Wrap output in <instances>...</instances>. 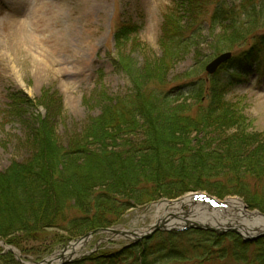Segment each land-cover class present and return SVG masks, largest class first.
<instances>
[{
	"label": "trees",
	"instance_id": "obj_1",
	"mask_svg": "<svg viewBox=\"0 0 264 264\" xmlns=\"http://www.w3.org/2000/svg\"><path fill=\"white\" fill-rule=\"evenodd\" d=\"M170 3L158 41L162 56L142 68L128 51L138 45L137 26L123 22L117 27L114 67L127 75L130 90L102 100V114L77 139L61 145L51 117H40L32 125L30 158L0 172V239L23 249L30 241L47 240L52 230L85 235L118 225L135 205L160 195L175 199L201 184L215 183L218 195L234 191L247 198L249 207H264V137L244 125L238 105L227 98L254 68L264 66V33L254 32L264 23V4L231 8L225 0ZM244 44L248 48L215 75L205 72L204 61V76L167 89L165 74L193 49L211 46L219 55ZM11 100L30 105L17 95ZM251 184L259 189L254 192ZM191 232L198 235L186 237L211 235ZM184 234L159 237L167 235L172 241ZM226 237H234L226 253L236 261H244L239 255L250 256L253 246H264V240L245 244L237 236ZM205 242L196 247L203 257L212 256ZM245 261L264 264V252ZM91 262L110 261L96 257Z\"/></svg>",
	"mask_w": 264,
	"mask_h": 264
},
{
	"label": "rangeland",
	"instance_id": "obj_2",
	"mask_svg": "<svg viewBox=\"0 0 264 264\" xmlns=\"http://www.w3.org/2000/svg\"><path fill=\"white\" fill-rule=\"evenodd\" d=\"M225 2L231 8L242 3L245 6L264 4V0ZM170 5V0H0V172L14 162L30 158L32 150L27 139L38 118L51 117L59 143L66 146L82 134L92 119L102 114V100L127 93L131 87L128 77L114 67L118 55L115 30L123 22L137 26L134 37L138 45L133 46V52L130 48L128 51L137 67L142 68L162 56L158 41L163 17ZM255 29V34H263L264 23ZM247 42L251 43L252 39ZM244 46L233 45L229 52L235 55L248 48ZM204 48L193 49L165 74L167 89L174 91L185 80L204 76L201 62L205 61L207 65L217 55L211 46ZM13 95L19 100L22 97L29 99L30 105L12 101ZM227 98L238 105L237 111L242 115L244 125L264 137V66L254 68ZM5 110H11V113L6 114ZM214 184L193 186L191 192L174 199H181L183 203L169 205L172 204L166 200L169 197L160 195L152 202L135 205L125 211L118 225L91 232L88 238L52 230L47 240L30 241L23 244V249L0 239V264L42 263L51 255L84 240L87 242L73 263L100 264L91 262L99 257L106 258L109 264H249L246 258L264 252V246L259 249L253 246L250 256L239 255L237 258L244 261H236L233 254L226 253L233 248L234 237L226 239V236L237 235L242 243L250 244L264 240L260 237L264 232L243 237L228 228L220 236L209 230H199L197 232L211 233L202 237L213 255L204 257L202 249L196 247L203 239L186 237L198 235L195 232L171 241L172 237L167 235L159 237L160 232L155 228L147 231L149 238L142 234L128 239L134 233L146 231L168 210L166 208L180 206L182 212H189L190 200L198 193L223 202L238 199L248 212L264 214V207H248L243 194L231 191L218 195L213 192ZM250 188L255 192L259 186L251 184ZM162 206L164 209L158 210ZM194 229L195 226L191 231ZM170 230L166 228L163 232ZM250 238L256 240L249 242Z\"/></svg>",
	"mask_w": 264,
	"mask_h": 264
},
{
	"label": "bare ground",
	"instance_id": "obj_3",
	"mask_svg": "<svg viewBox=\"0 0 264 264\" xmlns=\"http://www.w3.org/2000/svg\"><path fill=\"white\" fill-rule=\"evenodd\" d=\"M188 202V201H186ZM183 203V202H182ZM231 203V208H229L228 210H218L216 212H213L212 214L207 212V209L209 208L208 206L200 203L199 200H192V207L189 210V212H182V210H180V206H176L173 208H166L167 211H165V213L159 217H157L156 222H154L150 227L147 228L146 231L140 232L138 233H134L128 236L129 240H133L137 237H140L142 234L147 233V231H151L153 230L155 227L163 224L166 225L165 228H175V225L179 224V225H199V226H203V227H212L218 230H226L227 228V221L230 220L231 222H229V226L234 227L236 229H238L243 235L246 236H255L260 232H264V219H257L258 217H251L254 222L252 221L250 225H252V227L254 225H257L258 227L255 228L253 227H249V225L242 223V218L239 217L237 214L239 211L243 210V204L234 199V200H230ZM162 206V208H158V210L164 209ZM165 214H167L166 217ZM220 214V215H219ZM250 218V217H249ZM248 218V219H249ZM182 221V222H180ZM248 223V222H247ZM84 242H79L77 244H72L67 250L66 253H56L55 255H53L49 261L53 262V263H57L60 262L61 259L60 255L63 256L62 260H72L74 258L79 257V251L80 249L83 247Z\"/></svg>",
	"mask_w": 264,
	"mask_h": 264
},
{
	"label": "water",
	"instance_id": "obj_4",
	"mask_svg": "<svg viewBox=\"0 0 264 264\" xmlns=\"http://www.w3.org/2000/svg\"><path fill=\"white\" fill-rule=\"evenodd\" d=\"M232 55L231 53H224L220 56H218L217 58H215L210 64L207 65L206 67V71L212 75L214 73H216L218 71V69L224 64L226 63L227 61H229L231 59ZM161 228V226H157L156 227V230H159ZM212 230V229H210ZM107 231H110V232H113L115 234H117L118 232H116L115 230H107ZM218 233H222V232H218ZM122 235H125L124 232L121 233ZM264 236V235H263ZM89 237V234L86 235V238ZM147 238L150 237V235H147L146 236ZM47 264H50V263H47Z\"/></svg>",
	"mask_w": 264,
	"mask_h": 264
}]
</instances>
